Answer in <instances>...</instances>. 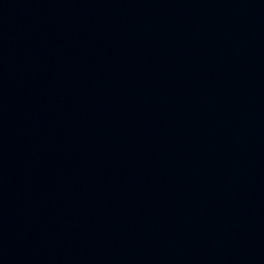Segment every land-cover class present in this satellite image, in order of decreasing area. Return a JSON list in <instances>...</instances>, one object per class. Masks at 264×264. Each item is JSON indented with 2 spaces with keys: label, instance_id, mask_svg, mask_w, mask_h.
<instances>
[{
  "label": "water",
  "instance_id": "1",
  "mask_svg": "<svg viewBox=\"0 0 264 264\" xmlns=\"http://www.w3.org/2000/svg\"><path fill=\"white\" fill-rule=\"evenodd\" d=\"M0 264H264V0H0Z\"/></svg>",
  "mask_w": 264,
  "mask_h": 264
}]
</instances>
